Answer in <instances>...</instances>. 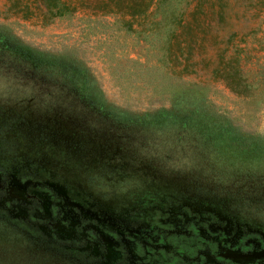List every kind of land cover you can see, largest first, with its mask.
<instances>
[{"label":"rangeland","instance_id":"1","mask_svg":"<svg viewBox=\"0 0 264 264\" xmlns=\"http://www.w3.org/2000/svg\"><path fill=\"white\" fill-rule=\"evenodd\" d=\"M12 1L0 264H264V0H220L186 72L94 3L43 23Z\"/></svg>","mask_w":264,"mask_h":264},{"label":"trees","instance_id":"2","mask_svg":"<svg viewBox=\"0 0 264 264\" xmlns=\"http://www.w3.org/2000/svg\"><path fill=\"white\" fill-rule=\"evenodd\" d=\"M214 1L187 0L182 4V0H13L11 3L23 18L36 16L43 23L90 8V4L94 3L93 10L118 15L125 27L135 33H142L143 36L164 34L165 52L170 64L174 69L186 72L193 64L194 49L205 40L206 17L208 14L220 18L224 15V4L220 0L217 4ZM214 72L218 76L221 74L236 92L237 86L243 84L242 75L236 70L224 69L222 73L215 69Z\"/></svg>","mask_w":264,"mask_h":264},{"label":"flooded vegetation","instance_id":"3","mask_svg":"<svg viewBox=\"0 0 264 264\" xmlns=\"http://www.w3.org/2000/svg\"><path fill=\"white\" fill-rule=\"evenodd\" d=\"M223 264H230L229 262H222Z\"/></svg>","mask_w":264,"mask_h":264}]
</instances>
